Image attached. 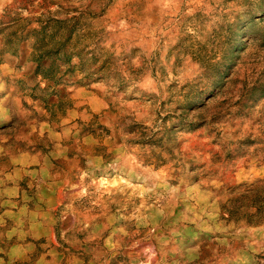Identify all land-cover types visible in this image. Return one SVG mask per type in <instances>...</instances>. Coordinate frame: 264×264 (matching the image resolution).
<instances>
[{"label":"rangeland","instance_id":"rangeland-1","mask_svg":"<svg viewBox=\"0 0 264 264\" xmlns=\"http://www.w3.org/2000/svg\"><path fill=\"white\" fill-rule=\"evenodd\" d=\"M0 264H264V0H0Z\"/></svg>","mask_w":264,"mask_h":264}]
</instances>
